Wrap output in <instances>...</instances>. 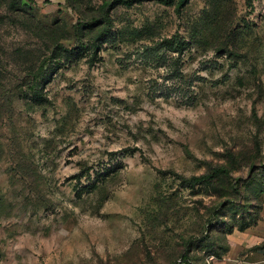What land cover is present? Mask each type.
I'll return each instance as SVG.
<instances>
[{
  "label": "rangeland",
  "instance_id": "obj_1",
  "mask_svg": "<svg viewBox=\"0 0 264 264\" xmlns=\"http://www.w3.org/2000/svg\"><path fill=\"white\" fill-rule=\"evenodd\" d=\"M111 1L0 0V264H264V0Z\"/></svg>",
  "mask_w": 264,
  "mask_h": 264
},
{
  "label": "trees",
  "instance_id": "obj_2",
  "mask_svg": "<svg viewBox=\"0 0 264 264\" xmlns=\"http://www.w3.org/2000/svg\"><path fill=\"white\" fill-rule=\"evenodd\" d=\"M142 0H112L109 3H104L102 4V9H104V13L107 15L108 11L119 4L125 5V6H131L133 3L135 2H140ZM161 3L164 4H174L175 8L177 11H179L183 6H185L189 0H157ZM109 18V17H108ZM42 71V73L40 75H37L35 77V80L33 83L30 84L29 86V93H30V98L34 103L37 104H44L49 102V100L47 99V97H45V95L42 94V90H41V84L40 82L44 81L47 76L49 75L48 73V68L46 67L44 68L43 65L41 64L39 67ZM106 173H99V177H97V179H94L91 182L90 188L94 189L97 187V184L99 182H102L103 180L101 179L102 176H104ZM229 174V170L226 169L225 167H214L212 168L210 171L208 172H204V173H200V174H196V175H191L188 178V182L191 185H195V184H202L205 182H209L212 179L219 177L221 175H228ZM99 178V179H98ZM249 223H240L238 226L240 229H245L247 227H249ZM183 257H185V255L183 254ZM187 264H192L190 262L187 261Z\"/></svg>",
  "mask_w": 264,
  "mask_h": 264
},
{
  "label": "crops",
  "instance_id": "obj_3",
  "mask_svg": "<svg viewBox=\"0 0 264 264\" xmlns=\"http://www.w3.org/2000/svg\"><path fill=\"white\" fill-rule=\"evenodd\" d=\"M244 237H246L247 240H249V239H252V240L256 239L257 240V238H258V237H254V235H251V233H246V232L244 233Z\"/></svg>",
  "mask_w": 264,
  "mask_h": 264
}]
</instances>
